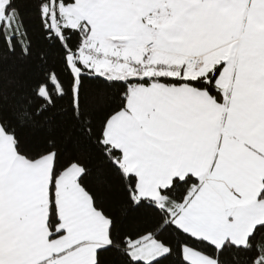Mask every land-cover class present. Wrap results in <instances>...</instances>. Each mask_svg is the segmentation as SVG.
Returning a JSON list of instances; mask_svg holds the SVG:
<instances>
[{
  "label": "snow or ice",
  "instance_id": "snow-or-ice-1",
  "mask_svg": "<svg viewBox=\"0 0 264 264\" xmlns=\"http://www.w3.org/2000/svg\"><path fill=\"white\" fill-rule=\"evenodd\" d=\"M0 264H264V0H0Z\"/></svg>",
  "mask_w": 264,
  "mask_h": 264
}]
</instances>
